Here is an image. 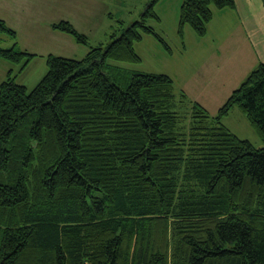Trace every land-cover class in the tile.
I'll list each match as a JSON object with an SVG mask.
<instances>
[{"label": "trees", "instance_id": "1", "mask_svg": "<svg viewBox=\"0 0 264 264\" xmlns=\"http://www.w3.org/2000/svg\"><path fill=\"white\" fill-rule=\"evenodd\" d=\"M160 1L82 60L49 55L33 91L11 73L1 84L0 264H264V146L222 122L237 107L264 142V61L215 117L170 76L110 65L140 63L143 35L169 49L147 24ZM234 7L183 0L180 34L205 36ZM0 31L17 38L2 19ZM34 57L0 47L24 67Z\"/></svg>", "mask_w": 264, "mask_h": 264}, {"label": "rangeland", "instance_id": "2", "mask_svg": "<svg viewBox=\"0 0 264 264\" xmlns=\"http://www.w3.org/2000/svg\"><path fill=\"white\" fill-rule=\"evenodd\" d=\"M151 2L37 0L36 20L29 23L19 19L11 9L6 11L5 7L1 8V16L17 32V38L14 40L0 31V47L11 49L17 42L18 49L35 57L25 67L26 60L14 64L0 58V87L11 73L17 84L25 86L29 92L33 91L48 72L49 55L84 59L92 48L107 46L111 42L110 35L119 28V21L127 27L140 20ZM182 2L160 1L154 7L159 20L150 18L147 21L169 49L155 37L143 35V40L135 44L140 63L109 61V64L131 71L170 76L177 92L185 91L189 100L200 103L215 117L255 69L253 65L257 67L259 64L253 63L246 41L237 40L235 31L224 27V19L219 15L208 24L205 36L197 35L189 25L184 27L183 35L180 34ZM61 21L71 23L78 32L87 36L88 45L77 43L69 34L53 30L51 25ZM183 115L185 119L181 125L188 130L192 121L191 110L185 109ZM222 122L239 138L250 141L257 148L264 146L260 135L237 107Z\"/></svg>", "mask_w": 264, "mask_h": 264}, {"label": "crops", "instance_id": "3", "mask_svg": "<svg viewBox=\"0 0 264 264\" xmlns=\"http://www.w3.org/2000/svg\"><path fill=\"white\" fill-rule=\"evenodd\" d=\"M36 2L37 0H0V9L3 7H5L6 11L11 9L19 19L24 20L26 23L35 22L37 15L35 10ZM218 15L224 19L222 22L224 27L235 31L237 40L246 41V49L249 55H252L253 63L259 64L263 62L264 4L262 1L235 0L234 8L215 10L213 20ZM0 19H5L1 16V13ZM241 48L242 46H240ZM253 67L255 68L256 65H253Z\"/></svg>", "mask_w": 264, "mask_h": 264}]
</instances>
